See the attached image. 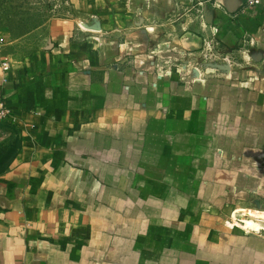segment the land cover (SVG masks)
Listing matches in <instances>:
<instances>
[{"label":"crops","instance_id":"1","mask_svg":"<svg viewBox=\"0 0 264 264\" xmlns=\"http://www.w3.org/2000/svg\"><path fill=\"white\" fill-rule=\"evenodd\" d=\"M64 3L26 55L0 30V264H264L230 223L264 213V0Z\"/></svg>","mask_w":264,"mask_h":264},{"label":"rangeland","instance_id":"2","mask_svg":"<svg viewBox=\"0 0 264 264\" xmlns=\"http://www.w3.org/2000/svg\"><path fill=\"white\" fill-rule=\"evenodd\" d=\"M65 9L67 6L64 0H0V30L9 31L13 41L12 49L19 54L26 55L43 45L45 35L41 27L51 19L65 17ZM207 54L209 56L204 60L207 64L205 68L220 66L225 71H231L237 67L233 61L234 56H222V58L227 57L226 60L220 58L222 61H219L216 57L218 52L212 48L207 51ZM12 145H14V140ZM7 147L8 145L3 143L1 152L6 151ZM244 214L251 218L237 217L230 222L231 225L243 227L249 225L243 229L264 235V222L256 218L263 216L264 213L244 212ZM250 220L252 221L250 224L245 222Z\"/></svg>","mask_w":264,"mask_h":264},{"label":"built area","instance_id":"3","mask_svg":"<svg viewBox=\"0 0 264 264\" xmlns=\"http://www.w3.org/2000/svg\"><path fill=\"white\" fill-rule=\"evenodd\" d=\"M259 0H245V3L247 7H253L257 5ZM216 32V30H214ZM8 117V111L4 105V103L0 102V122H3L7 119Z\"/></svg>","mask_w":264,"mask_h":264},{"label":"bare ground","instance_id":"4","mask_svg":"<svg viewBox=\"0 0 264 264\" xmlns=\"http://www.w3.org/2000/svg\"><path fill=\"white\" fill-rule=\"evenodd\" d=\"M256 217V216H255ZM256 218H258V220L260 221V222H264V215L263 216H259V217H256Z\"/></svg>","mask_w":264,"mask_h":264}]
</instances>
